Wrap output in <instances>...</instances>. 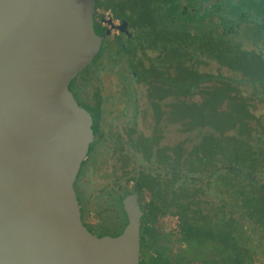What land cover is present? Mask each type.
Returning a JSON list of instances; mask_svg holds the SVG:
<instances>
[{
  "label": "trees",
  "instance_id": "1",
  "mask_svg": "<svg viewBox=\"0 0 264 264\" xmlns=\"http://www.w3.org/2000/svg\"><path fill=\"white\" fill-rule=\"evenodd\" d=\"M257 3L103 0L97 7V18L126 20L133 38L123 48L95 29L100 49L69 84L93 132L74 190L81 222L96 236L121 233V201L137 194L139 264H264V107L257 114L254 106H264V7ZM115 69L122 82L115 94L89 88ZM147 120L148 134L139 129ZM172 126L180 138L165 142ZM99 158L107 180L94 196L80 173ZM98 199L118 229L94 216Z\"/></svg>",
  "mask_w": 264,
  "mask_h": 264
},
{
  "label": "water",
  "instance_id": "2",
  "mask_svg": "<svg viewBox=\"0 0 264 264\" xmlns=\"http://www.w3.org/2000/svg\"><path fill=\"white\" fill-rule=\"evenodd\" d=\"M94 16L95 0H0V264H139L137 194L96 236L74 190L93 132L69 84L100 49Z\"/></svg>",
  "mask_w": 264,
  "mask_h": 264
},
{
  "label": "rangeland",
  "instance_id": "3",
  "mask_svg": "<svg viewBox=\"0 0 264 264\" xmlns=\"http://www.w3.org/2000/svg\"><path fill=\"white\" fill-rule=\"evenodd\" d=\"M125 56L122 57V64L125 66H127V62H126V58ZM203 69L208 71V66L204 67ZM213 71H216L215 69H213ZM223 74L225 75H229L226 71H223ZM121 78H120V72L115 69L114 72H100V74L98 75V79L94 80L92 82V84L89 86V88H91V90L93 89V87L97 86L100 90L101 93L103 94V96L108 97L112 94H115L118 90H120L121 88ZM241 90L243 91L242 93H244V91L246 90L245 88H241ZM121 102H117V104H120ZM254 106L256 108L255 113H260L263 109V105L260 103H257L256 101L254 102ZM119 108V107H117ZM139 129L142 130L143 132H145L146 134L151 132V124L149 122V120H147L146 122H141L139 125ZM180 138L179 133L177 132V126H172L170 127L168 132H165V142H174L176 140H178ZM103 158H99L98 162L96 164H94L91 170L90 166H87L85 168H83V170H81V175L83 176V178H89V180H91V193L96 196L97 194H99V190L102 188V186L105 184L106 182V178L104 177L103 174L105 172H107V164H105V162H102ZM91 170V172H90ZM95 199V197H94ZM94 201V200H93ZM104 202L103 200H97V204L94 202L93 203V207H92V211L95 217H97L98 220H103V226H107L110 227L112 229H118L120 222H118V220H113V219H109L108 215L106 213H104L103 211V205ZM105 205V204H104Z\"/></svg>",
  "mask_w": 264,
  "mask_h": 264
},
{
  "label": "flooded vegetation",
  "instance_id": "4",
  "mask_svg": "<svg viewBox=\"0 0 264 264\" xmlns=\"http://www.w3.org/2000/svg\"><path fill=\"white\" fill-rule=\"evenodd\" d=\"M102 1L103 0H95L96 17L94 16L93 19L94 30L96 29L95 32H97V30L101 28L102 30L104 29L105 32L109 31L108 36L110 37L111 42L114 45L120 44L124 48L126 45L130 43L131 39L133 38L132 28L130 27V24L126 20L120 18H114L113 16L106 18H103L102 16L100 18H97L98 16L97 7L101 5ZM256 1H258L257 4H262V7H264V0H256ZM258 21L260 23H264V13L262 14V16H259Z\"/></svg>",
  "mask_w": 264,
  "mask_h": 264
}]
</instances>
